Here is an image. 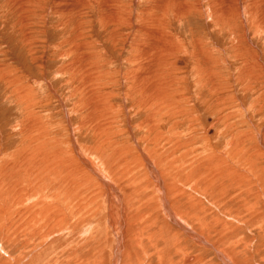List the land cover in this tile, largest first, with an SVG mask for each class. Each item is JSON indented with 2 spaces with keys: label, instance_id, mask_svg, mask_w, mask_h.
I'll list each match as a JSON object with an SVG mask.
<instances>
[{
  "label": "rangeland",
  "instance_id": "374dc122",
  "mask_svg": "<svg viewBox=\"0 0 264 264\" xmlns=\"http://www.w3.org/2000/svg\"><path fill=\"white\" fill-rule=\"evenodd\" d=\"M0 183V264H264V0H0Z\"/></svg>",
  "mask_w": 264,
  "mask_h": 264
},
{
  "label": "bare ground",
  "instance_id": "6f19581e",
  "mask_svg": "<svg viewBox=\"0 0 264 264\" xmlns=\"http://www.w3.org/2000/svg\"><path fill=\"white\" fill-rule=\"evenodd\" d=\"M154 6H155V5H154ZM154 6H153V7H154ZM30 98H31V97H30ZM29 101H30V100H29ZM29 104H30V103H29ZM34 104H35V103H34ZM34 106H35V105H34ZM30 120H31V119H30ZM31 135H32V134H31ZM32 139H33V138H32ZM38 140H39V139H38ZM41 142H43V141H41ZM38 143H39V142H38ZM43 143H44V142H43ZM34 146H35V145H34ZM35 147L37 148V146H35ZM39 147H40V146H39ZM43 147H45V145H44ZM40 148H41V147H40ZM40 148H39V149H40ZM46 148H48V147H46ZM39 149H37V150L40 151ZM33 150H34V149H33ZM37 150H35V151H37ZM46 151H47V150H46ZM44 152H45V151H44V149H43V154H44ZM37 153H38V152H37ZM43 158H44V157H43ZM43 161H44V160H43ZM42 164H43V163H42ZM45 164H46V163H45ZM37 165H38V164H37ZM87 166H89V165H87ZM46 168H47V167H46ZM41 169H42V168H41ZM90 170H91V169H90ZM39 171H40V170H39ZM44 171H45V170H44ZM12 172H14V171H12ZM17 172H19V171H17ZM119 172H120V171H119ZM13 175H14V173H13ZM15 175H16V174H15ZM96 175L99 176L97 173H96ZM9 176H10V175H9ZM97 176H96V177H97ZM11 177H12V176H11ZM100 179H101V178H100ZM9 180H10V179H9ZM4 181H5V179H4ZM101 181H102V180H101ZM102 182H103V181H102ZM6 183H7V181H6ZM1 184H2V183H0V185H1ZM3 184H4V183H3ZM19 184H20V183H19ZM19 184H18V185H19ZM6 185H8V184H6ZM63 185H64V184H63ZM106 185H107V184H106ZM113 185H114V184H113ZM9 186H10V184H9ZM17 187H18V186H17ZM20 187H21V186H20ZM1 188H2V187H1ZM13 188H14V187H13ZM38 188H39V187H38ZM41 188H42V187H41ZM54 188H55V187H54ZM3 190H4V189H3ZM5 191H6V190H5ZM5 191H4V192H5ZM10 191H11V190H10ZM56 191H57V190H56ZM17 192H18V191H17ZM53 192H54V191H53ZM59 192H60V191H59ZM20 193H21V192H20ZM56 193H57V192H56ZM56 193H55V194H56ZM8 194H9V193H8ZM16 195H17V194H16ZM31 195H32V194H31ZM59 195H60V194H59ZM4 197H5V196H4ZM7 197H8V196H7ZM9 197H10V196H9ZM11 197H13V196H11ZM115 197H116V196H115ZM115 197H112V200H114L113 198H115ZM5 198H6V197H5ZM28 199H29V198H28ZM1 200H2V199H1ZM10 200H11V199H10ZM24 200H25V199H24ZM53 200H55V199H53ZM12 201H13V200H12ZM12 201H11V202H12ZM34 201H35V200H34ZM113 202H114V201H113ZM32 203H33V202H32ZM36 203H37V202H36ZM36 203H35V204H36ZM67 203H68V202H67ZM55 204H56V203H55ZM29 205H30V204H29ZM50 205H51V203H50ZM103 205H104V203H103ZM104 206H105V205H104ZM76 207H77V206H76ZM80 207H81V206H80ZM114 207H117V206H114ZM41 208H42V207H41ZM41 208L38 207V210H40ZM57 208H58V204H57ZM70 208H71V207H70ZM74 208H75V207H74ZM34 209H35V208H34ZM36 209H37V207H36ZM46 209H47V208H46ZM48 209H50V208H48ZM53 210H54V209H53ZM59 210H60V209H59ZM59 210H58V211H59ZM63 210H64V209H63ZM32 211H33V210H32ZM40 211H41V210H40ZM54 211H55V210H54ZM56 211H57V209H56ZM82 211H83V210H82ZM116 211H117V210H116ZM44 212H45V210H44ZM78 213H79V211H78ZM114 213H115V215H116V216H115V220H116V224H117L116 226H117V227H121V224H120V222H119V220H118L119 215H117V213L119 214V212H117V213L114 212ZM46 214H49V213L47 212ZM46 214H45V215H46ZM61 214H62V213H61ZM37 216H38V215H37ZM41 216H42V214H41ZM43 216H44V215H43ZM56 216H57V215H56ZM110 216H111V215H110ZM170 216H172V215H170ZM24 217H26V216H24ZM45 217H46V216H45ZM65 217H66V216H65ZM112 217H113V216H111V218H112ZM172 217L175 218V219H177L175 216H172ZM35 218L37 219V217H35ZM33 219H34V218H33ZM38 219H39V218H38ZM56 219H57V217H56ZM109 220H110V219H109ZM112 220H113V219H112ZM115 220H114L113 222H115ZM58 221H59V220H58ZM25 222H26V221H25ZM35 222H36V221H35ZM40 223H41V222H40ZM40 223H39V224H40ZM48 223H49V222H48ZM61 223H62V222H61ZM43 224H44V222L41 223L42 226L45 225V224H44V225H43ZM46 224H47V222H46ZM62 224H63V223H62ZM62 224H61V225H62ZM34 225H35V224H34ZM48 225H49V224H48ZM64 225H65V224H64ZM109 225H110V224H109ZM114 225H115V223H114ZM8 226H9V225H7V227H8ZM27 226H28V225H27ZM27 226H26V227H27ZM31 226H32V225H31ZM65 226H66V225H65ZM111 226H112V225H111ZM18 227H19V226H18ZM33 227H34V226H33ZM33 227H32V228H33ZM35 227L37 228L38 226H35ZM49 227H50V226H49ZM66 227H67V226H66ZM66 227H65V228H66ZM0 228H3V227H0ZM51 228H52V227H51ZM58 228H59V227H58ZM58 228H57V229H58ZM110 228H111V227H110ZM114 228H115V227H114ZM30 229H31V228H30ZM39 229H40V228H39ZM45 229H46V228H45ZM48 229H49V228H48ZM61 229H62V228H61ZM61 229H60V230H61ZM70 229H71V228H70ZM0 230H1V229H0ZM27 230H28V229H27ZM46 230H47V229H46ZM46 230H45V231H46ZM71 230H72V229H71ZM114 230H115V229H114ZM40 231H41V230H40ZM47 231H48V230H47ZM57 231H58V230H57ZM118 231H119V230H117V228H116V232H114L115 241H116V239H117V235H116V233H117ZM16 232H17V231H16ZM27 232H30V230L27 231ZM43 232H44V231H43ZM58 232H62V231H58ZM0 233H1V232H0ZM33 233H34V232H33ZM51 233H52V231H51ZM112 233H113V232H111V234H112ZM15 234H16V233H15ZM45 234H46V233H45ZM55 234H56V233H55ZM111 234H110V235H111ZM48 235H49V234H48ZM106 236H107V235H106ZM112 236H113V234H112ZM171 236H172V234H169L167 237L170 238ZM12 237H13V236H12ZM42 237L44 238L45 236L43 235ZM43 238H42V239H43ZM47 238H48V237L46 236V239H47ZM49 238H50V237H49ZM169 238H167V239H169ZM44 239H45V238H44ZM44 239H43V240H44ZM46 239H45V240H46ZM108 239H109V238H108ZM112 239H113V238H112ZM112 239H111V240H112ZM40 240H41V238H40ZM53 241H54V240H53ZM113 241H114V240H113ZM115 241H114V242H115ZM168 241H169V240H168ZM26 242H27V241H26ZM37 242H38V241H37ZM40 242H41V241H40ZM49 242H50V241H48V244L45 245V246L50 247ZM64 242H65V241H64ZM67 242H68V241H67ZM108 242H109V241H108ZM34 244H35V243H34ZM115 244H116V242H115ZM36 245H37V244H36ZM107 245H108V244H107ZM110 245H112V244H110ZM172 245H173V244H172ZM172 245H171V246H172ZM45 246H44V247H45ZM100 247H101V246H100ZM107 247H108V246H107ZM173 247H174V249L176 248L175 245H174ZM39 248H40V244H39ZM45 248H46V250H44V251L41 253V251H42L41 249H43V248L41 247V249H40V253H41V254H39L38 256H37L36 254L39 252V250H38V252L36 251V252H37L36 254H34V252L31 253L32 255H36L35 258H32L33 260H35V263H33V264H39V262H41L42 264H43V263L45 264L46 262H48V260H47V258H49L48 255H49L50 253H52V252H50L51 250H49V248H47V247H45ZM45 248H44V249H45ZM61 248H62V247H61ZM35 249H36V248H35ZM59 249H60V248H59ZM59 249H58V250H59ZM92 249H93V248H92ZM92 249H91V250H92ZM168 249H169V247H168ZM60 250H61V249H60ZM94 250H97V249L95 248ZM175 250H176V249H175ZM175 250H174V251H175ZM55 251H56V250H55ZM92 251H93V250H92ZM97 251H98V250H97ZM53 252H54V251H53ZM93 252H94V251H93ZM111 252H112V250H111ZM88 254H90V253L88 252ZM100 254H101V253H100ZM119 254H120V253L116 252V246H115V248H114V250H113V255H111V258H110V262H109V264H117V259H118ZM169 254H170V252L167 251V260H168ZM50 255H51V254H50ZM50 255H49V256H50ZM67 255H68V254H67ZM97 255H98V254H97ZM97 255H96V256H97ZM28 256H29V254H28ZM52 256H53V255H52ZM68 256H69V255H68ZM68 256H67V257H68ZM94 256H95V255H94ZM98 256H99V255H98ZM32 257H33V256H32ZM72 257H73V256H72ZM42 258H43V259H42ZM69 258H70V257H69ZM82 258H83V257H82ZM96 258H97V257H96ZM99 258H100V257H99ZM53 259H54V258H53ZM55 259H56V258H55ZM78 259H79V258H78ZM157 259H158V257H157ZM159 259H160V258H159ZM159 259H158V260H159ZM221 259H223V258H221ZM162 260H164V259H162ZM170 260H171V259L168 260V263H170ZM52 261H53V260H52ZM100 261H101V260H100ZM159 261H161V259H160ZM164 261H166V260H164ZM0 262H1V261H0ZM4 262H5V261H4ZM65 262H66V261H65ZM67 262H68V261H67ZM74 262H76V261L74 260ZM79 262H80V261H79ZM2 263H3V262H2ZM55 263H56V262H55ZM93 263H94V262H93ZM95 263H96V262H95ZM99 263H100V262H99ZM147 263H148V262H147ZM28 264H29V263H28ZM46 264H48V263H46ZM57 264H58V263H57ZM79 264H80V263H79ZM126 264H135V263H126ZM148 264H150V262H149ZM160 264H161V263H160ZM164 264H165V262H164ZM166 264H167V262H166Z\"/></svg>",
  "mask_w": 264,
  "mask_h": 264
}]
</instances>
